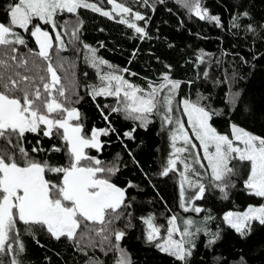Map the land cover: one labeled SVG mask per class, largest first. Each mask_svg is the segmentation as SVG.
<instances>
[{
  "label": "snow or ice",
  "instance_id": "snow-or-ice-1",
  "mask_svg": "<svg viewBox=\"0 0 264 264\" xmlns=\"http://www.w3.org/2000/svg\"><path fill=\"white\" fill-rule=\"evenodd\" d=\"M143 2L147 4L148 0ZM107 3L111 5L110 11L91 0H13L7 5V21L0 20V264H22L20 257L26 248L20 225L33 238L43 231L57 241L66 238L73 242L88 257L86 264H103L99 258L88 256L87 249L97 246L105 254L118 253L115 264H132L120 245L126 232L115 225L127 215L126 227L132 226L131 213L126 209L131 207L127 191L134 185L128 182L127 187L118 186L113 177L119 172V165L90 154L92 150L102 152L101 137L116 133L109 121L112 113L122 114L125 120L138 122L145 129L154 116L159 117L162 126L170 128L171 151L160 176L178 175L180 207L185 212L204 211L195 206V201L202 200L209 187L228 199V190L235 187L232 178L240 174L239 165L248 168L244 179L248 194L264 200V137L235 123L230 125V134L219 132L212 120L220 112L201 103L206 97L178 102L181 82L167 73L159 83L149 81L147 88L141 87L120 74L128 69L116 68L99 57L95 48L80 41L81 9L109 19L119 16L118 23L133 29L141 39L148 38L145 27L136 23L145 20L144 15L117 0ZM176 3L200 20L221 26L220 17L211 15L202 0H176ZM65 15L75 19L65 20ZM242 15L248 17L249 13L245 11ZM238 18H233V27H239ZM17 29L28 33L38 50L29 48ZM248 31L255 33L256 29L249 25ZM77 42L86 50L85 63L96 70L100 81L88 86V95L93 101L97 97L115 98L114 106H104L110 107L108 114L97 104L107 127L86 131L82 113L74 106L82 97L77 92L75 72L68 73L66 58L60 53L68 51L69 44L75 47ZM19 46L27 52H21ZM198 59L203 63L204 54ZM104 66L109 71H103ZM203 75L207 77L208 73ZM73 96L77 98L74 100ZM238 97L239 93H230L228 103L235 107ZM181 115L187 117V127ZM135 131L134 127L123 136L132 140ZM28 134L38 137L37 145L41 142L39 137L60 143L47 150L33 146L29 151L24 146ZM44 151L49 154L46 158L32 155ZM56 153L65 158L63 164L55 161ZM140 219L146 225V242L177 264H189L201 231L209 237L208 246L220 238L219 232H210L206 226L201 229L190 218L181 227L178 217L170 216L163 233V226L156 223L154 215ZM211 219L214 217H205V225ZM223 221L246 237L253 222L264 225V203L248 205L244 211H227ZM237 264H245L243 257Z\"/></svg>",
  "mask_w": 264,
  "mask_h": 264
},
{
  "label": "trees",
  "instance_id": "trees-1",
  "mask_svg": "<svg viewBox=\"0 0 264 264\" xmlns=\"http://www.w3.org/2000/svg\"><path fill=\"white\" fill-rule=\"evenodd\" d=\"M11 2L13 0H0V20L7 21L5 13ZM91 2L111 10L107 0ZM117 2L145 16V20L136 23L145 27L148 38L141 39L133 29L118 23L119 16L109 19L81 9L79 18L83 25L79 32L80 41L95 48L99 57L116 68L128 69V72L120 74L141 87L147 88L149 81L159 83L162 75L167 73L181 82L177 101L206 97L201 103L220 112L212 120L219 132L230 134V125L235 123L264 137V0H202L203 7L211 15L220 17L221 26L200 20L176 0H148L147 4L143 0ZM245 11L249 13L248 17L242 15ZM234 17H239L236 21L239 27H233ZM63 19L75 17L65 15ZM249 25L256 29L255 33L248 31ZM48 30L51 31L50 28ZM17 31L27 40L29 48L38 50L28 33L20 29ZM65 40L67 42V36ZM19 47L21 52H27L23 46ZM202 53L203 63L198 59ZM86 54L79 42L75 47L69 44L68 51L60 53L66 58L68 73L75 72L77 92L82 99L74 106L82 113L85 130L90 131L92 127L108 126L97 104L108 114L110 107L104 106H114L116 101L113 97H97L93 101L88 95V86L100 81L96 70L85 63ZM103 71L109 69L104 66ZM204 72L208 73L207 77ZM61 75H64L63 70ZM230 93H239L235 107L228 103ZM76 98L73 96L74 100ZM152 119L153 122L145 129L139 127L138 122L125 120L122 114L112 113L109 121L116 133L101 137L104 141L102 152L97 154L92 150L90 154L119 165L120 170L113 177L118 186L127 187L128 182L134 185L128 188L131 207L126 209L131 213L132 226L126 227L127 215L115 225L126 232L120 245L130 256L132 264H177L172 257L146 242V225L140 219L152 214L164 231L167 218L181 211L177 174L160 176L165 162L166 128L159 117ZM134 127L135 138H125L123 133ZM37 139L35 135L28 134L25 148L30 151L33 146H38L47 150L51 145L60 143L39 137L41 142L37 145ZM32 155L42 159L49 154L44 151ZM54 157L58 163L65 162L61 153L54 154ZM239 168L240 174L232 178L235 187L228 190V199H223L218 190L209 187L200 200L205 217H214L206 222L207 229L219 232L220 238L208 246L209 237L201 231L195 239L189 264H237L241 257L245 264H264V225L253 222L250 234L241 237L223 221V214L227 211H243L248 205L264 203V200L248 194L244 188L248 168L245 165H239ZM20 228L26 248L20 257L22 264H86L88 257L66 238L57 241L43 231H38L33 238L23 231V225ZM87 251L88 256L99 258L103 264H115L118 258L115 251L105 254L99 246Z\"/></svg>",
  "mask_w": 264,
  "mask_h": 264
},
{
  "label": "rangeland",
  "instance_id": "rangeland-1",
  "mask_svg": "<svg viewBox=\"0 0 264 264\" xmlns=\"http://www.w3.org/2000/svg\"><path fill=\"white\" fill-rule=\"evenodd\" d=\"M182 101V100H181ZM179 102V101H178ZM177 115H180V113H177ZM181 118L185 121V124H186V127H187V117L185 116H182L181 115ZM166 128V145H165V149H164V152H163V155H164V160L166 161V158L167 156L169 155L170 151H171V148H170V128L169 127H165ZM194 139V138H193ZM195 143H197V146L199 148V145H198V141H195ZM200 154H201V158H202V150H200ZM205 165L207 164L206 161H202ZM182 169V166H178ZM197 168L199 169V166H197ZM201 172H203L204 170L203 169H199ZM178 176V175H177ZM205 183L207 184V181H205ZM189 195H191V193L189 192L188 193ZM195 206L196 207H201V204H200V200L199 201H195ZM191 207V205L189 206ZM203 209V208H202ZM246 210V209H245ZM244 211V210H243ZM180 214H172V215H176L178 217V223L181 225V227H183V221L185 219H193L194 221H196V225L198 227H200L201 229H203L206 225H205V215L203 214V211L200 212V213H195L193 211H188V212H185L182 208H181V211H179ZM171 215V216H172ZM170 217V216H169ZM167 226V225H166ZM166 229V228H165ZM195 230V229H193ZM164 231H162L163 233ZM145 236H146V230H145Z\"/></svg>",
  "mask_w": 264,
  "mask_h": 264
},
{
  "label": "flooded vegetation",
  "instance_id": "flooded-vegetation-1",
  "mask_svg": "<svg viewBox=\"0 0 264 264\" xmlns=\"http://www.w3.org/2000/svg\"><path fill=\"white\" fill-rule=\"evenodd\" d=\"M98 154V153H97Z\"/></svg>",
  "mask_w": 264,
  "mask_h": 264
}]
</instances>
